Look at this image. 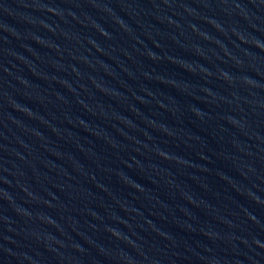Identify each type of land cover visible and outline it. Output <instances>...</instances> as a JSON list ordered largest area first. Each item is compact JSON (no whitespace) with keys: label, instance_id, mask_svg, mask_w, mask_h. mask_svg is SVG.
I'll return each mask as SVG.
<instances>
[{"label":"water","instance_id":"1","mask_svg":"<svg viewBox=\"0 0 264 264\" xmlns=\"http://www.w3.org/2000/svg\"><path fill=\"white\" fill-rule=\"evenodd\" d=\"M0 264H264V0H0Z\"/></svg>","mask_w":264,"mask_h":264}]
</instances>
